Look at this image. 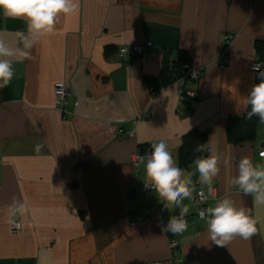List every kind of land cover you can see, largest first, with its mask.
<instances>
[{
  "label": "crops",
  "instance_id": "crops-1",
  "mask_svg": "<svg viewBox=\"0 0 264 264\" xmlns=\"http://www.w3.org/2000/svg\"><path fill=\"white\" fill-rule=\"evenodd\" d=\"M78 12L60 15L54 31L32 39L23 18L0 12V44L11 57L14 76L0 89V264H264V206L231 183L243 157H258L264 124L252 142L232 145L226 123L246 111L254 83L255 41L264 44V0H73ZM234 35L226 65L218 64L220 37ZM150 42L153 49L120 61L122 46ZM115 52L105 55V48ZM183 53L200 68L190 109L178 106V88L164 61ZM261 65L264 67V53ZM68 89L65 118L56 110L53 87ZM154 91V92H153ZM147 113L145 119L137 117ZM111 128L128 134L120 137ZM207 134L218 155L212 187L218 199L231 198L257 220L248 239L234 236L218 246L205 220L194 218L193 198L182 234L166 233L161 221L179 213L164 207L133 156L139 146L167 139L175 159L183 136ZM40 145L39 151L36 145ZM209 152L207 153V155ZM186 170H194L190 165ZM192 177L193 190L206 185ZM13 198L28 206L11 233L8 209ZM143 222L128 225V215ZM175 243L176 247H170Z\"/></svg>",
  "mask_w": 264,
  "mask_h": 264
},
{
  "label": "clouds",
  "instance_id": "clouds-1",
  "mask_svg": "<svg viewBox=\"0 0 264 264\" xmlns=\"http://www.w3.org/2000/svg\"><path fill=\"white\" fill-rule=\"evenodd\" d=\"M78 4L73 0H0V12L5 17L23 18L32 39L25 44V49L30 48L37 38L54 31V26L60 15H72L78 12ZM29 55L26 50H12L0 44V89L8 86L14 76L11 57L23 60ZM258 83L251 86L244 99L245 113L248 119L257 117L264 124V70L259 64L252 65ZM196 73H193L195 78ZM40 145H36L39 151ZM208 151L207 156H198L193 159L194 170H186L184 165L174 158L167 139H161L151 145V151L145 156H137V160L143 164V172L146 180L150 182L158 201L167 207L168 203L179 209L177 215L171 216L167 222L161 221L164 232L173 235L182 234L188 228L185 217L189 214V206L183 204L185 199H191L193 190L192 177L197 175L198 182L212 187L213 178L219 172L218 155L214 154L207 146L197 144L194 153ZM237 175L231 183L239 188L245 195H251L257 206H264V164L253 163L250 158L243 157L237 164ZM28 206L22 201L13 198L8 209V223L19 228L21 225L16 217L26 213ZM201 219L205 220L209 239L218 246L222 242L231 240L234 236L248 239L256 233L257 220L248 210L237 206L235 202L224 197L218 200L214 206L199 211ZM38 264H47V256L41 253Z\"/></svg>",
  "mask_w": 264,
  "mask_h": 264
},
{
  "label": "built area",
  "instance_id": "built-area-1",
  "mask_svg": "<svg viewBox=\"0 0 264 264\" xmlns=\"http://www.w3.org/2000/svg\"><path fill=\"white\" fill-rule=\"evenodd\" d=\"M233 39H234V35L230 33H223L220 37V50H219V58H218V64L220 66L226 65L228 63V59H227L228 48L231 42L233 41ZM152 49H153V46L150 42H145L139 45L122 46L117 49L116 57L120 61H126L130 58L140 57L150 52ZM253 64H259L261 66L260 62L254 61L252 65ZM252 65L250 68L251 71H252ZM180 70H181V74L176 79L175 78L173 79L175 69L170 68L167 71H165L166 75L172 77L173 82L177 85L178 106L179 107H181V104L185 97L191 98V99L197 98L198 95L195 91L188 92L185 87L187 84L196 83L197 81L200 80V78L203 75L202 69L194 68L190 66L188 63L181 64ZM194 72L196 73L195 78L193 77ZM69 96H70V93L68 89H66L62 84H57L53 87L54 106L56 110L64 118L68 114H70L69 112H67V105H68L67 99ZM147 116H148L147 113H143L142 115L137 117V120L145 119L147 118ZM111 132L115 136H118V137L128 134L127 132L124 133L121 130H116L113 128H111ZM151 145L152 143H148V144H144L138 147L136 153L133 156V160H132V167L136 171H138V169L143 165L137 160V156H145L148 153H150ZM258 157L264 158V141L261 143L259 147ZM145 188L147 190L153 189L152 185L146 186ZM192 198H193L192 204L194 208V218L199 222L204 221L203 219L200 218L199 211L201 209L210 207L211 206L210 204L215 202L218 199L216 189L214 187H211V189H209L208 187L206 189H201L199 188L198 183H196L195 185V190L192 194ZM127 219H128V225L130 228L136 227L137 225L143 222V216L141 213H132L128 215ZM16 220L21 225L20 221L17 218ZM20 229H21V226L19 228H16L12 224H9V230L13 234L18 233ZM170 247L175 248L176 244L171 243Z\"/></svg>",
  "mask_w": 264,
  "mask_h": 264
},
{
  "label": "trees",
  "instance_id": "trees-1",
  "mask_svg": "<svg viewBox=\"0 0 264 264\" xmlns=\"http://www.w3.org/2000/svg\"><path fill=\"white\" fill-rule=\"evenodd\" d=\"M117 51V50H116ZM254 51L256 53L257 60L261 63L263 59L264 53V44L260 41H255L254 43ZM105 55H110L115 52L112 47H106ZM187 63V59L183 53H179L172 60L165 58L164 61V70L167 71L170 68L175 69L173 79L177 78L181 74L180 65ZM261 69L264 70V67L261 65ZM255 73V72H254ZM254 78V83H258V79ZM189 98L185 97L181 107L186 111L190 109L189 107ZM248 109H246L247 111ZM246 111L240 118H230L226 123V136L227 140L232 145H241L243 143L252 142L255 137L257 124L260 123L257 117H252L248 119L245 115ZM205 144L208 148L207 144V134L205 131L199 132L196 129L189 131L186 135L183 136L182 143L177 151V160L179 163L184 165L185 168H188L192 165V161L194 158L198 156H207L208 151L203 153H194L193 149L197 144ZM142 146V145H141ZM140 147V146H139Z\"/></svg>",
  "mask_w": 264,
  "mask_h": 264
},
{
  "label": "bare ground",
  "instance_id": "bare-ground-1",
  "mask_svg": "<svg viewBox=\"0 0 264 264\" xmlns=\"http://www.w3.org/2000/svg\"><path fill=\"white\" fill-rule=\"evenodd\" d=\"M256 62H259L257 59L255 60Z\"/></svg>",
  "mask_w": 264,
  "mask_h": 264
}]
</instances>
